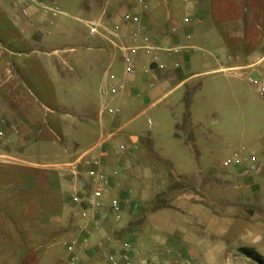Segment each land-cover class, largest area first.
Wrapping results in <instances>:
<instances>
[{
  "label": "crops",
  "instance_id": "crops-1",
  "mask_svg": "<svg viewBox=\"0 0 264 264\" xmlns=\"http://www.w3.org/2000/svg\"><path fill=\"white\" fill-rule=\"evenodd\" d=\"M45 1L57 6L63 14L42 15L32 10L34 15L28 22L20 16L13 0H0V119L17 125L21 132V137L13 138L4 150L6 155L19 163L0 161V164L14 169L0 171V181L4 182L0 184V264H39L38 247L41 242H47L50 231L60 228L69 234V238L63 242L64 248L79 234L78 228L82 224L78 216L79 206H75L76 219L69 216L62 226L56 223L42 225L40 218L45 210L39 203L41 187L54 190L59 185L69 186L67 178L48 166L70 162L91 148L101 135L112 132L115 135L107 146V155L102 158L111 187L104 191L102 199L106 209L111 197L120 199L121 220L116 222L109 214L101 228L88 227L87 244H80L75 250L79 264H103V256L96 253L97 243L104 241L105 253L116 251L120 245L119 239L128 234H132L129 239L138 251L133 264H175L168 251L179 254L177 264H184L186 259L193 263V260L201 257L206 258L208 264H215L217 256L223 260L231 256L250 235L226 245L211 242L204 237L203 230L216 231L221 226L222 218L227 221L228 227L217 233H220L219 236L231 234L235 239L245 225L249 226L244 219L249 216L244 209L248 205L221 204L212 199L209 189L220 187L230 195L239 192L245 200L254 197L255 206L259 207L264 197L263 171L243 176L242 169L230 163L232 154L222 159L221 163L217 161V168L211 166L206 158L200 160V152L195 148L191 133L193 126L187 105L175 117L174 127L176 138L180 137V133L184 135L183 140L176 142L184 146L180 148L183 150L182 157L197 161L196 171L192 175H177L168 160L153 148L152 139L127 129L126 120L131 114H145L149 108L199 75L243 70L252 64L251 51L257 48L264 34V0H146L149 6L147 11H143L136 0ZM169 3L172 10H169ZM125 13L139 16L141 23L147 26L146 35L154 49L151 52L138 50L132 54L135 70L126 80L124 91L115 97H101L99 90L106 80L105 72L109 64V75L118 81L122 79L125 53L117 46L130 48L143 45L141 39L131 37L135 26L122 20ZM157 14L162 17L160 28H154L150 22L152 16ZM69 19L82 23L86 31L85 23L88 21L101 20L109 28L119 24V39L96 37V42L87 47L90 51H96L90 59L83 55L72 59L62 57L61 53L73 50L58 47L66 31L72 27ZM62 23L65 28H62ZM195 47L205 52L212 50L215 54L213 62H208L202 55L186 52V49ZM173 49H178V52L167 51ZM261 54H264V47ZM148 55L149 61L146 62L143 58ZM154 56L156 62L153 61ZM104 59L102 74L92 82L94 87L97 82L95 95L93 86L90 87L88 83L79 86L70 72L79 67L82 72L92 73L100 69ZM116 60H119L120 68L115 66ZM199 60L202 69L192 71V63ZM166 63L171 66L168 79L155 90L144 91L145 76L155 71H165ZM152 64L157 65L155 70L150 68ZM137 69H140V73L136 72ZM80 78L84 81L83 77ZM146 86L152 88L153 83L148 82ZM64 96L79 97L80 103L70 100L68 110L62 99ZM40 98L47 100L42 104L45 112H60V116L51 117V127L64 129L61 136L47 144L38 141L40 131H36L41 114L36 101ZM46 98H56L57 109L50 105L52 100ZM104 106L118 108V115H100ZM33 141L41 146L31 145ZM119 145H125L126 150L120 152ZM15 146L21 150L17 147L14 149ZM30 151L57 154L51 156L56 161L40 166L23 160L22 156H28ZM235 151H241L244 158L256 156L264 166V141L256 143L251 150L242 147ZM39 168L43 173H27V170ZM114 170L118 171L117 178L112 177ZM117 182L119 187H114ZM170 194L172 196L169 198ZM218 203L222 211L212 210ZM164 210L171 211L177 217L172 221L154 222V225L160 224L161 237L153 239L146 233L139 234L146 217ZM186 212L188 217L184 218ZM238 214L244 220L236 219ZM12 229L15 233L11 232ZM105 238L108 240L105 241ZM67 258L68 254L65 260L61 258L54 264H65Z\"/></svg>",
  "mask_w": 264,
  "mask_h": 264
},
{
  "label": "rangeland",
  "instance_id": "rangeland-1",
  "mask_svg": "<svg viewBox=\"0 0 264 264\" xmlns=\"http://www.w3.org/2000/svg\"><path fill=\"white\" fill-rule=\"evenodd\" d=\"M172 9V4L169 3V10ZM69 21L70 27H72L66 31L64 38L60 42L61 45L58 47L60 49L62 47H68V49L71 48L73 50L63 52L61 53V56L72 59L83 55L90 59L91 56L96 54V51H90L87 47H90V45L96 42L97 38H90L82 23L76 22L74 19H69ZM150 22L154 28H160V26H162L161 15H153ZM62 24V28H65V24ZM1 26L3 27L2 23ZM263 47L264 34L257 48H254L251 51L253 61L262 55L261 51L263 50ZM208 51L209 52H205L196 47L188 48V50L186 49V52L188 53H193L197 56L202 55L208 59V62H213L215 54L210 49ZM149 57L150 56L148 55L145 58H142L148 62ZM166 64L167 69L165 71H155L152 74L145 76L144 91L148 92L155 90L160 83L168 79L171 66L168 63ZM120 65L119 60H116L115 66L120 68ZM192 65V71L202 69L200 60L198 62H193ZM104 66L105 59L100 63V69L94 70L92 73L90 71L82 72L79 67L74 72L70 73L75 80L77 79L79 86L83 87L88 83L90 87H92V82H95V80L100 77V74H102L103 69L105 68ZM138 71H140V69L136 70V72ZM248 71L249 70H238L236 72L222 71L199 75L190 80L184 87L180 88L171 96L166 97L155 106L149 108L145 114L139 116L131 114L126 120L128 121L127 129H132L144 137L149 136L152 139L153 148L168 160L177 175H192L196 171L197 161L184 159L182 157L183 150H181V147L184 146L179 145L176 142L183 140L184 135L183 133H180V137L176 138L174 127L175 117L181 113L183 106L185 107V105H187L193 126L191 133L195 140V148L200 152L199 159L202 160L206 158L210 161L211 166L216 167L219 165L217 163H221L222 159H225L226 157L229 158L233 150H240L242 147L245 150H251L256 143L264 141V94L260 95L257 89L248 83L246 79ZM257 71L264 78V65L260 66ZM80 77H83L84 81L80 80ZM148 82L153 83L152 88H147L146 84ZM92 88L96 95L97 82L96 86H93ZM182 97L184 98L183 100ZM46 99L49 101L52 100L50 105L54 109H57L55 108L57 104L55 103L56 98ZM62 99L68 110H70L71 101H78L77 103H80L79 97L64 96ZM46 101L47 100L44 98H40V100L36 101V104L41 108L40 123L36 128V131H40L38 141L44 144L56 140L64 131L63 128L59 129L54 128L53 126L51 127V117L60 116V112H45L42 104ZM148 120H150L151 126L147 125ZM32 144L36 147L41 146L40 143H37L36 141L31 142V145ZM16 147L21 150L18 146H15L14 149ZM53 155L57 154L46 151H30L28 156L23 155L22 158L23 160L27 159L26 161L30 160L32 163H37L41 166L56 161L51 157ZM9 162L19 163L16 160H10ZM4 170L9 171L14 169L11 166L0 164V171ZM30 172L32 174H40L43 173V170L42 168H39V170H27V173ZM3 183L4 182L0 181V184ZM219 188L216 187L209 189L212 199L219 201L224 205L230 203L248 205V207L244 209L248 211L249 216L244 219L248 221L249 226L245 225L240 232L236 234L235 239L231 234L219 236L220 233H217V231L228 227L227 221L221 218L220 228H217V230L213 232L203 230L204 237L211 242L231 245L234 241H240L241 238L250 236L247 241H242L240 247L234 250L231 256L225 257L224 260L221 256H217L215 264H258L243 254L240 250L241 248H249L256 251L258 255L264 257V197L259 204V207H256V200L254 197H249L248 200H245L246 198L242 196V193L238 192L230 195ZM174 194H176V191L173 195ZM171 196L172 194L168 197L170 198ZM39 203L45 210V214H42L40 218L43 226H50L55 223L62 226L69 216H72L74 219L77 218V210L70 201L69 186L59 185L56 186L54 190H48L41 187ZM219 206V203L216 204V208L213 207L212 210H216L217 212L222 211V209L218 208ZM187 213L188 212L185 213L186 216H184V218L188 217ZM237 216L236 219H239L240 221L243 219L240 217V214ZM174 217L177 216L171 211L166 210L152 214L151 216L146 217L141 224L142 232L139 234L143 235L146 233L145 235L150 236L153 239L161 237V232L158 228L160 224L154 225V222L172 221ZM242 217L244 216L242 215ZM257 224H259V226H257ZM260 225L263 226L261 227ZM11 232H13V229ZM13 233H15V231ZM136 233L138 235V232ZM47 236L48 237L46 238H48L49 241L41 242L38 247L40 255L39 264H54L56 261L59 262L61 258L65 260L67 254L63 247V242L69 238V234L64 233L59 228L58 231H50ZM193 263L208 264V261L206 258L201 257L193 260Z\"/></svg>",
  "mask_w": 264,
  "mask_h": 264
},
{
  "label": "built area",
  "instance_id": "built-area-1",
  "mask_svg": "<svg viewBox=\"0 0 264 264\" xmlns=\"http://www.w3.org/2000/svg\"><path fill=\"white\" fill-rule=\"evenodd\" d=\"M14 6L18 10L20 16L30 21L34 15L32 10H35V14L58 16L63 12L52 4H48L45 0H13ZM137 4L143 11L148 10V3L146 0H136ZM122 20L132 26H135L131 32L133 39H141L142 46L125 48L123 45H118L117 48L122 51L123 56V72L122 79L116 80L108 73L111 64L107 67L105 72L106 80L100 87L99 93L101 97H115L125 89L126 80L134 73V63L131 55L138 50L151 52L154 48L150 45V38L146 35L147 26L143 25L139 16L135 14L125 13L122 16ZM88 36L90 38L101 37L108 39L112 37L119 39L120 25L114 24L112 28H109L101 20L88 21L85 23ZM168 52H178V49L167 50ZM153 61L156 62L157 58L154 56ZM264 65V54L257 57L255 61L243 70H249L246 74V79L249 84L254 86L260 95L264 94V78L257 71V69ZM236 72L238 70H231ZM100 115L116 116L119 113L118 108L102 107ZM148 125L151 126L150 120ZM115 133H109L107 135H101L96 143L89 149L80 153L73 160L68 163L54 164L48 167L56 169L61 176L67 178L70 188V201L74 206H79L78 216L82 220V224L78 228L79 234L72 240L65 244V249L68 254V258L65 264H79V257L76 255L75 250L78 245H86L88 242V227L93 226L95 229L101 228L108 220V215L112 214L114 220L119 222L121 220L122 203L119 198L111 197L107 209L104 207L103 194L106 189L111 187L109 183V176L104 171L102 164V158L107 155V146L110 140L114 137ZM20 128L7 122L5 119H0V161H14L16 159L6 155L4 153L11 143L13 138H20ZM118 150L123 152L126 150L125 145H119ZM230 163L238 168H241V174L248 176L254 173L263 171L262 166L256 156L249 155L243 157L241 151H235L231 155ZM229 163V164H230ZM118 171L112 172V177H118ZM114 187H119V182L114 184ZM132 234H128L127 237L120 238V245L118 250L112 252H104V241H99L96 245V253L98 256H103V264H133L134 257L138 254L137 249L133 246V242L129 239ZM108 238H105L107 241ZM173 258V261L180 260L179 254L171 251L167 252ZM184 264H193L191 260H184Z\"/></svg>",
  "mask_w": 264,
  "mask_h": 264
},
{
  "label": "trees",
  "instance_id": "trees-1",
  "mask_svg": "<svg viewBox=\"0 0 264 264\" xmlns=\"http://www.w3.org/2000/svg\"><path fill=\"white\" fill-rule=\"evenodd\" d=\"M185 122H187V119H185ZM240 251L258 264H264V257L258 255L256 251L249 248H241Z\"/></svg>",
  "mask_w": 264,
  "mask_h": 264
},
{
  "label": "water",
  "instance_id": "water-1",
  "mask_svg": "<svg viewBox=\"0 0 264 264\" xmlns=\"http://www.w3.org/2000/svg\"><path fill=\"white\" fill-rule=\"evenodd\" d=\"M156 67H157V65H156V64H152V65L150 66V68H151L152 70H155V69H156Z\"/></svg>",
  "mask_w": 264,
  "mask_h": 264
}]
</instances>
